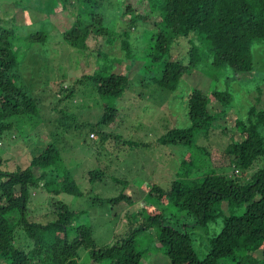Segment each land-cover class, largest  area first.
<instances>
[{"label":"trees","instance_id":"obj_1","mask_svg":"<svg viewBox=\"0 0 264 264\" xmlns=\"http://www.w3.org/2000/svg\"><path fill=\"white\" fill-rule=\"evenodd\" d=\"M21 1L16 0L13 6L23 11L34 7ZM141 1L149 4L150 14H134L124 0H39L34 7L37 10H42L39 8L44 4L51 14L67 10L73 23L65 31L57 30L48 19L25 26L22 31L16 11L8 7L3 13L0 11V146L4 144L3 137L19 125L18 121L43 117L45 100L51 101L48 105L51 107H47L50 112L63 116L61 120L58 116V122L62 123L55 126L56 130L59 127L76 131L81 136L86 131L84 141L94 132L98 138L92 141V147L79 143L68 148L60 141L38 144L26 166L4 157L8 153L0 155V263L81 264L83 256L88 254L94 264H142L145 254L139 249L141 242L136 237L153 229L171 264H264V166H257L251 172L264 157V104L260 106L264 85L259 84L264 72L257 69L258 65L264 67V0ZM126 16L128 21L122 23ZM155 18V22L149 23ZM47 26L56 30L67 50L76 53L74 58L80 60L78 64L84 74L65 73L53 80V87L43 94V91L34 92L26 81L28 69L35 77L38 73L27 66L23 71L20 68L21 63L27 65L30 57L35 60L32 66L36 67L38 56H31L29 51L21 62L17 50L21 44L29 48L40 46L42 51L36 54L43 56L42 63L50 59L59 67L58 59L71 55H50L52 32ZM125 60L130 62L126 67L128 72L137 63L142 64L140 72L151 71L152 78L142 76L137 80L145 82L147 87L157 85L175 92L182 85L183 74L193 69L209 70L213 84L221 86L211 95L200 89L191 91L186 103L189 124L169 130L157 140L159 145L187 150L179 163L185 175L168 186L153 185L149 192L159 202L173 206L177 213L166 208L155 214L147 207L139 209L123 190L107 200L109 204L127 201L131 205L125 215L126 222L121 223L123 226L118 231H122L115 234L114 243L99 247L91 226L75 225L84 211H74L59 200L56 208L47 209L54 219L43 223L30 219L33 212L29 205L35 190H44L52 198L61 194L84 198L89 192L87 184L109 179L107 172L111 175L113 169L117 170L118 166L107 157L118 160L121 147L129 150L138 146L132 136L129 139L116 133L125 130L128 114L125 118L124 105L120 102L124 104L125 94L133 87L128 72L115 73L116 63ZM241 75L251 78L243 81ZM81 86L104 100L103 113L96 123L74 120L72 113L66 114L61 108L66 101L67 105L71 100L76 102ZM241 94L248 105H242L243 114L236 121L242 136L239 140L228 128L221 126L218 131L213 128L224 113L211 114L209 105L214 98L229 108ZM193 147L200 150L210 169L190 179L194 170L200 168L190 153ZM87 148L92 152L78 162L77 149L82 152ZM107 150L111 151L105 161L98 162L99 169L83 168L84 160L86 165L97 162L93 158ZM98 158L103 160V156ZM231 171L233 176H229ZM248 172L250 177L242 178ZM113 178L114 183L124 182L118 176ZM107 200L95 201L103 206ZM225 202L229 208L240 207L244 212L226 215ZM220 219L222 225L217 235L206 241L196 240L197 229L217 225Z\"/></svg>","mask_w":264,"mask_h":264},{"label":"rangeland","instance_id":"obj_2","mask_svg":"<svg viewBox=\"0 0 264 264\" xmlns=\"http://www.w3.org/2000/svg\"><path fill=\"white\" fill-rule=\"evenodd\" d=\"M16 0H0V11L3 13V9L8 7L11 8L12 12L16 11L17 23L20 25L21 30L25 26L36 25L43 19H48L54 26L57 27L59 31H65L70 28L73 23V18L67 12L63 10L58 13H49L47 10V4H44L39 9L34 8L37 6L39 0H22L23 4L29 5L30 8L28 11H23L22 8H16L18 6H13ZM127 5L132 8L134 14L145 15L150 14V6L147 2H142L141 0H124ZM59 8H62L60 6ZM129 17H123L121 19L122 23L128 21ZM155 19H151L149 23L155 22ZM159 20V19H158ZM148 23V24H149ZM153 26L151 24L150 29ZM34 29V28H33ZM141 29V28H140ZM35 30V29H34ZM47 30L52 32L50 37V55H66L58 59L59 67H55L50 59L48 62L45 61L43 56L36 54L37 51H42L40 46H34L29 48V45H20L18 49L19 60L23 62L25 60V54L30 51V55H37L36 61L39 62L38 65L32 66L35 63V60L32 57H28L27 65L21 63V71L24 70L25 66L33 69L35 73H38L37 76H33L30 70L28 69L29 77L26 79L30 83L31 89L34 92L43 91V94L46 93L48 89L53 87V80H58L61 75L69 73L72 75L78 71L79 75L84 74V69L79 66V59H75L76 53H73L70 50L65 48L59 38L56 36L58 33L56 30H51L47 26ZM141 34L139 31L137 34ZM139 34V35H140ZM144 41L148 40L146 34L143 35ZM28 49V50H26ZM121 54L118 55L120 57ZM111 61V60H110ZM76 62L77 65L74 66L71 63ZM130 64L129 61L125 60L123 62H117L115 73L116 74H127V66ZM110 65V64H109ZM141 63H137L131 71H129V78L133 82L132 88L127 91L125 94V102H122L121 105H124V117L128 114L127 119H125V130L119 131L116 130V133L123 137L132 136L134 142L138 143V146L128 150L122 149L120 152H117L118 160H114L113 157H107L108 153L111 150L101 152L98 157L103 156V160H99L97 156V162H87L85 160L82 164L83 168L99 169L98 162L105 161V156L108 160H112V164L117 165V170L113 169L110 175V171L107 172L109 179H102L93 184H87L89 192L84 198H79L76 196L61 194L59 198H52L51 195L46 193L44 190H35L31 196L30 210L32 213V220L40 221L47 223L50 220H53L54 217L51 215V210L48 208H56L59 200L65 202L67 205H70L71 209L74 211H84V214L80 216L79 220L75 225H87L91 226L94 230V238L99 247H104L115 242V234H119L118 230L122 228L123 222H126L125 215L127 211L131 208V205L127 201H121L118 204H109L107 199L117 197L123 190L124 194L130 197L131 201L135 203L137 208H146L151 214L161 212L163 209H168L167 211L177 213L174 207L167 206L162 202H159L157 199H154L149 195V192L153 185H170L177 178H182L184 174V169L180 167L179 163L182 159V154L187 150L184 147H167L159 145L157 143L158 138L162 135H165L169 130L176 128H184L188 123L186 103L189 96V93L193 90L200 89L204 94L211 95L213 90L220 87L221 84L214 85L212 82V77H210L209 70L203 69H193L183 74V82L180 88L175 92H169L162 90L157 85L147 87L148 85L145 82L139 83L137 80L141 77L152 78L153 75L151 71H147V75L143 72H140ZM56 72L54 73V70ZM77 69V70H76ZM257 69L264 72V67L258 65ZM149 70V68L147 69ZM152 70V69H150ZM82 71V72H80ZM86 72V71H85ZM158 75L159 77L161 74ZM262 78L259 80L261 87L264 85V73ZM24 75V74H23ZM76 75H74L75 77ZM25 77V76H24ZM243 81H248L251 78V75H241L239 76ZM71 78V76H70ZM69 78V79H70ZM135 78V79H134ZM146 80V79H145ZM46 83H45V82ZM142 81V80H141ZM71 83V82H69ZM146 84V85H145ZM49 86V88H47ZM82 89L79 90L77 95L76 102L74 100L69 101L70 104L65 105L61 108L65 109L66 114H73L71 118L78 121H88L90 123H96V120L100 118L103 113V106L105 105L104 100H100L97 97L96 92H93L91 89H86L81 86ZM241 87V86H240ZM247 87V86H245ZM225 85L223 90H225ZM232 89L235 90V84H233ZM241 89V88H240ZM244 91V90H243ZM239 91L236 92L238 94ZM245 92V91H244ZM142 95L141 97H138ZM51 101L45 100L42 101V106L44 108L43 117H37L35 120L18 121L19 125L15 126L5 137H3V146H0V155L7 157L13 162H19L22 166H26L30 162L31 152L37 148L39 145L49 144L50 142H62V145L70 148L74 147L79 143L92 147V141L97 140V135L90 133L89 139L84 141V136L86 131H83L80 135L79 132L66 131L62 130L59 127L56 130L55 126H60L58 122V116L60 114H54L50 112L48 105ZM119 103V106H120ZM245 103V104H244ZM264 104V92L263 100L260 106ZM242 105H248V102L242 99V94L235 100L232 101L229 108H225L220 101H216L214 98H211V104L209 105V111L211 114H221L222 116L214 124L213 128H216L218 131L219 127H224L232 130L236 135V138L239 140L242 139L240 135V130L236 127V121L242 116ZM48 107V108H47ZM133 107V108H132ZM263 107V106H262ZM47 108V109H46ZM67 109H70L67 110ZM68 111V112H67ZM64 114V113H63ZM60 115V120L62 118ZM126 118V117H125ZM19 120V119H18ZM63 120V119H62ZM129 120V121H128ZM90 125H88L89 127ZM51 130L56 131L55 133ZM90 130V127L87 131ZM89 133V132H88ZM115 133V132H114ZM94 135V136H93ZM130 139V137H129ZM121 140V139H119ZM41 141V143H39ZM202 142V141H201ZM204 144V143H203ZM206 147H209V144H206ZM78 162L83 158L87 157L89 153L92 152L90 148H87L85 151L80 152L77 149ZM192 152L194 158L197 160V165L199 169L194 170L193 175L190 179L200 177L204 175L209 169L210 165L206 158H202L201 152L198 148L193 147L190 151ZM120 154V155H119ZM74 159V158H73ZM72 159V160H73ZM12 161L10 163H12ZM110 162V161H109ZM69 164V163H68ZM71 166V165H70ZM257 166H264V157H262L254 166L255 169H251L252 173L256 170ZM228 172V171H227ZM121 175V176H120ZM250 177L251 173L248 172L242 176V178ZM113 176L117 177L124 182L120 184L114 183ZM229 176H233L232 171L229 172ZM80 186L83 187L82 181ZM101 198L107 200L103 206H100L95 200ZM135 205V206H136ZM223 210L226 215L235 213L236 215H241L244 212L243 208H229L228 203L223 204ZM47 213V214H46ZM38 214L36 216H33ZM119 224V227L117 225ZM220 225H222V219L219 220V223L212 224L206 229H197L196 230V240L203 238L206 241L212 236L217 235L220 232ZM117 227V228H116ZM119 237V236H118ZM137 240H140L139 249L144 252V259L142 264H171L169 258L166 256L165 251H163L157 241V233L155 230L151 229L144 233H140L136 237ZM260 255V254H258ZM3 264V263H0ZM81 264H94L92 258L87 254L83 256Z\"/></svg>","mask_w":264,"mask_h":264}]
</instances>
